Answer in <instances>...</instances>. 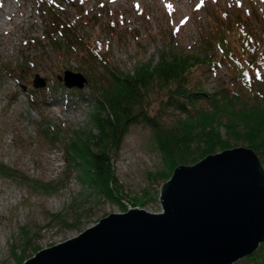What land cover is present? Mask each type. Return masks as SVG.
Here are the masks:
<instances>
[{
	"label": "rangeland",
	"instance_id": "rangeland-1",
	"mask_svg": "<svg viewBox=\"0 0 264 264\" xmlns=\"http://www.w3.org/2000/svg\"><path fill=\"white\" fill-rule=\"evenodd\" d=\"M81 10L91 19L88 24L82 22ZM54 14L76 27L80 37L107 47L112 68L124 74L133 73L140 65L153 66L161 57L170 60L175 52H191L202 59L211 15L218 22L239 14L249 29L260 35L264 59V0H0V161L27 177L26 182L15 175L0 178V264H22L38 251L80 235L110 212L124 213L121 207L161 212L157 199L164 181L158 176L167 173L166 165L156 150L153 133L141 122L128 128L112 159L116 178L112 200L87 187L75 171L66 179L63 148L57 144L48 147L37 136L42 116L29 106L20 86L52 91L54 98L43 113L51 126L65 131L86 129L95 106L92 85L79 90L84 93L80 100L58 87V76L63 77L65 71L82 74V64L80 55L71 57L64 52L67 43L63 35L53 37L60 48L47 39L50 31L55 32ZM7 66L15 68L12 76L10 71V75L1 71ZM228 70L222 64L213 71L199 66L193 77L200 79L207 95L223 87L237 92L240 85L229 82ZM35 75L44 79L45 88L34 89ZM158 103L155 99L152 109ZM161 121L169 125L173 117L167 114ZM225 122L222 119L218 133L229 142L225 150L250 149L244 138L225 134ZM223 151L216 149L214 154ZM257 157L264 168V156ZM32 179L62 186L46 194L31 188ZM19 258L23 260L17 263ZM234 264L253 263L243 258Z\"/></svg>",
	"mask_w": 264,
	"mask_h": 264
},
{
	"label": "trees",
	"instance_id": "trees-1",
	"mask_svg": "<svg viewBox=\"0 0 264 264\" xmlns=\"http://www.w3.org/2000/svg\"><path fill=\"white\" fill-rule=\"evenodd\" d=\"M53 16H56L52 25L55 32L50 31L47 39L56 42L53 37L57 33L64 36L67 43L64 52L71 57L80 55L79 71L87 84L92 85L95 106L89 112L87 128L65 131L63 127L51 126L43 109L54 98L52 91L19 86L25 90L29 106L42 116L43 128L40 124L37 126V136L48 147L57 144L63 148L66 179L75 171L87 187L112 200L110 193L116 184L112 159L122 147L128 128L138 122L153 133L156 150L166 165L167 173L158 176L163 181L171 177L177 166L193 165L214 154L216 149L223 151L228 147V140L220 139L218 134L222 119L226 121L222 128L228 137L244 138L248 148H256V153L264 156V59L260 53L263 44L260 35L252 32L239 14L218 22L211 15V27L203 39L202 59L191 52H175L170 60L161 57L153 66L150 63L140 65L133 73L125 74L114 71L107 47L80 37L76 27L61 21L58 14ZM81 20L85 24L91 21L85 13ZM60 46L59 42L55 43V48ZM221 64L229 69V82L240 85L241 89L234 92L223 87L207 95L193 73L199 66L213 71ZM1 71L8 74L10 71L12 76L15 68L7 66ZM58 87L73 95L75 100L84 97L81 91L66 90L62 84ZM155 99H159V103L152 109ZM173 112L179 117L173 116ZM167 114L173 117V122L164 125L161 120ZM17 173L0 161V178L5 180L15 175L27 181V177ZM61 186L59 182L53 185L36 179H32L31 184L32 189L46 194ZM121 208L122 212L127 211ZM21 260L17 259V263ZM244 261L264 264V244Z\"/></svg>",
	"mask_w": 264,
	"mask_h": 264
},
{
	"label": "water",
	"instance_id": "water-1",
	"mask_svg": "<svg viewBox=\"0 0 264 264\" xmlns=\"http://www.w3.org/2000/svg\"><path fill=\"white\" fill-rule=\"evenodd\" d=\"M73 2V0H69ZM66 90L87 85L65 71ZM34 89L46 87L35 75ZM235 148L174 168L159 188L161 212L130 207L22 264H234L264 244V168Z\"/></svg>",
	"mask_w": 264,
	"mask_h": 264
}]
</instances>
